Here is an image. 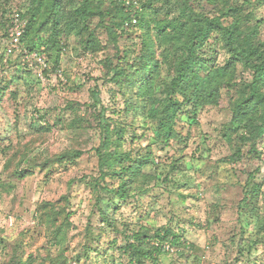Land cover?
<instances>
[{"label":"rangeland","instance_id":"1","mask_svg":"<svg viewBox=\"0 0 264 264\" xmlns=\"http://www.w3.org/2000/svg\"><path fill=\"white\" fill-rule=\"evenodd\" d=\"M78 1L60 0L63 25ZM227 1L230 5L251 1L244 11L252 10L264 19V0ZM191 2L197 10L216 11L206 0ZM25 3L9 1L17 9ZM151 13L162 18L178 12L174 0H162ZM88 23L94 28L96 48H83L86 33L81 28L63 27L57 68L45 50L48 32L38 34L32 47L44 60L43 67L28 48H11L5 27H0V264H50L49 258L59 251L68 264H128L122 252L126 238L140 227L151 232L161 225L176 229L186 247L171 246L159 256V264H264L253 260L262 257L264 250V137L257 143L259 156L244 151L240 160L227 161L231 146L223 132L231 119L228 104L234 93L223 92L218 106H204L196 113L186 146L172 142L160 148L141 126L142 118L135 110L124 113L123 98L104 77L100 62L110 57L117 63L116 48L97 25V16ZM259 37L264 39V23ZM116 45L138 49V40L130 33L118 38ZM226 60L227 55L217 48L214 62L222 65ZM160 76L171 78L166 66ZM234 79L249 81L251 74L237 63ZM92 89L99 91L108 116L133 124L125 129L123 147L133 154L151 151L153 156L143 170L160 177L156 185L151 181L143 192L126 200L104 191L96 196L89 182L96 174L93 148L99 143L91 127L96 123L93 110L87 107ZM77 118L78 125L73 122ZM133 135L137 137L131 141ZM72 148L84 151L75 162H49ZM175 159L178 169L169 172ZM16 170L27 174L18 177ZM45 202L50 222L43 214ZM61 223L65 236L60 246L53 230ZM98 247L101 251L96 253Z\"/></svg>","mask_w":264,"mask_h":264},{"label":"trees","instance_id":"2","mask_svg":"<svg viewBox=\"0 0 264 264\" xmlns=\"http://www.w3.org/2000/svg\"><path fill=\"white\" fill-rule=\"evenodd\" d=\"M9 1L0 0V27H5L8 36L10 14L17 11L22 20L26 19L20 46L29 51L34 50L35 37L48 32L45 50L54 68L59 66L63 27L81 28L79 30L86 33L81 41L83 48H96L94 28H90L88 22L97 16V25L107 32L116 48L114 56L118 58L117 63L110 57L101 59L105 67L103 75L121 94L124 113L135 110L141 116V126L151 132L153 144L160 148L172 142L186 146L190 127L196 123V113L204 106H218L223 92H233L228 104L231 119L223 132L231 146L227 161L240 160L244 151L256 156L262 153L257 143L264 137V39L259 37L264 19L257 18L252 10L244 11L245 6L252 5L251 1L230 5L227 0H206L216 6V11L204 12L197 10L191 0H174L178 13L158 18L151 13V8L162 0H135L137 7L132 5L134 0H129L128 5L125 0H79L71 18L64 19V25L60 0H26L19 9L11 8ZM132 17L136 18V23H131ZM130 33L135 34L138 49L119 48L118 38H127ZM217 48L227 55L222 65L214 62ZM237 63L249 70V81H235ZM163 66L168 68L170 79L160 76ZM90 96L87 107L93 110L92 117L96 120L91 127L99 138L98 145L93 148L97 158L96 174L91 175L89 181L95 195L104 191L126 200L143 192L149 182L154 181L156 185L160 177L143 170L153 156L151 151L133 154L132 149L123 147L125 129L133 124H122L108 116L98 90L92 89ZM82 119L89 123L86 118ZM79 121L77 118L73 122L78 125ZM185 126L187 129L183 132ZM133 137L137 136L133 135L131 141ZM83 153L81 149H65L49 162L72 163ZM178 165V159L173 160L169 172L177 170ZM14 174L23 177L27 171L16 170ZM254 191L258 188L254 187ZM42 207L44 216H48L46 221L50 222L49 204L45 202ZM64 236L63 223L55 226L53 237L58 245L63 244ZM166 244L181 249L186 247L180 233L171 226L161 225L151 232L140 227L126 238L122 252L128 264H159V256L169 252ZM94 249L96 253L101 251L99 247ZM261 252L263 255L259 259L251 257L255 263L264 262V250ZM49 263L68 264L62 251L50 257Z\"/></svg>","mask_w":264,"mask_h":264},{"label":"built area","instance_id":"3","mask_svg":"<svg viewBox=\"0 0 264 264\" xmlns=\"http://www.w3.org/2000/svg\"><path fill=\"white\" fill-rule=\"evenodd\" d=\"M125 3L128 5L130 3L129 0H125ZM132 5L137 7V2L134 0L132 1ZM10 23H11V28L8 33V43L13 49H17L20 46V38L24 32V20L20 18V15L17 11H14L13 13L10 14ZM131 23H136V18L132 17L131 18ZM31 56L34 58H37L41 65L45 67V62L44 60L38 55V52L36 50L29 51ZM165 247L169 250L170 247L168 244L165 245ZM171 250V249H170ZM198 264H206L204 262H200Z\"/></svg>","mask_w":264,"mask_h":264}]
</instances>
